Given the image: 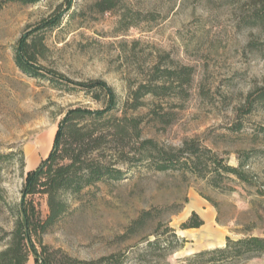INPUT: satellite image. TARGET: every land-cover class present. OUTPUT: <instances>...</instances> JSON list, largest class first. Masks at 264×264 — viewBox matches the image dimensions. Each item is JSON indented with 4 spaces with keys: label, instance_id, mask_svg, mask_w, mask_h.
<instances>
[{
    "label": "rangeland",
    "instance_id": "rangeland-1",
    "mask_svg": "<svg viewBox=\"0 0 264 264\" xmlns=\"http://www.w3.org/2000/svg\"><path fill=\"white\" fill-rule=\"evenodd\" d=\"M95 1L73 0L61 24L46 31L39 63L74 82L105 80L117 95V115L131 90L150 80L154 62L162 68L192 66L186 93L176 88L164 97L146 95L145 105L127 114L141 116L142 138L167 150L198 139L222 163L241 166L247 181L220 171L214 185L212 177L209 181L187 170H157L152 160L120 164L126 177L86 189L43 234V242L80 259L120 253L122 264H264V253L193 258L223 247L226 236L264 237V106H247L248 95L264 87V27L252 23V3L116 0L112 10L101 13ZM64 3L6 0L0 8V152L21 149L25 160L23 171L16 155L1 172L0 187L8 201L18 199L25 177L46 158L63 112L104 105L82 90L53 87L44 77L29 76L14 62L22 34ZM135 144L131 139V154ZM3 209L0 204V225L9 228ZM42 210H47L43 202ZM144 210L150 211L145 222L125 234ZM192 211L203 224L182 229ZM27 264H35L34 259Z\"/></svg>",
    "mask_w": 264,
    "mask_h": 264
},
{
    "label": "trees",
    "instance_id": "trees-1",
    "mask_svg": "<svg viewBox=\"0 0 264 264\" xmlns=\"http://www.w3.org/2000/svg\"><path fill=\"white\" fill-rule=\"evenodd\" d=\"M4 1L6 0H0V8ZM19 1L34 3L38 0ZM72 2L73 0H65L64 8L41 19L22 34L14 48V62L29 76L44 77L53 87L82 90L94 100H103L104 105L95 109L74 106L63 112L49 153L25 177L17 200L8 201L2 194L4 189L0 187V204L8 215L10 225L9 228L0 225V242L4 243L0 250V264H27L30 257L35 264H122L124 255L120 253L80 259L60 248H53L42 240L43 234L51 231L69 213L70 202L80 199L86 189L95 187L98 182L124 179L127 170L120 164L135 165L152 160L155 168L160 171L187 170L209 181H213L212 178H216L221 171L247 181V175L241 166L222 163L218 154L198 139L184 140L179 147L167 150L151 138H142L141 116L127 114L128 110L143 107L146 95L164 97L176 88L178 93H186L194 72L192 66L174 65L162 68L158 62H154L150 80L131 90L128 99L122 104L121 115H117V95L105 80L74 82L61 72L39 63V57H43L46 50V31L61 24L63 14L71 8ZM250 3L254 7L252 23L264 27V0H250ZM93 5L103 13L112 10L116 6V0H96ZM253 105L264 106V87L248 95V109L251 110ZM131 139L137 145L133 147V154L128 146ZM110 150L113 152L107 155ZM16 155L19 169L23 171L25 160L21 149L0 152V177L6 163L14 160ZM42 202L46 206V212L42 210ZM149 214L148 210L142 211L127 226L125 234L133 233ZM202 224L200 216L192 211L181 228L199 227ZM165 227L173 232L170 226ZM173 235L175 236L174 232ZM147 245H152V241H148ZM261 253H264V237L244 236L232 239L226 236L223 247L197 252L193 258L205 254H218L226 258Z\"/></svg>",
    "mask_w": 264,
    "mask_h": 264
}]
</instances>
